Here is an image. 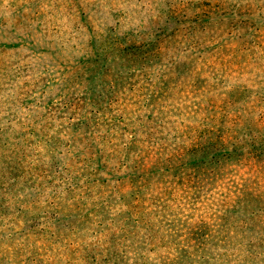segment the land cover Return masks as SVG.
<instances>
[{
    "label": "trees",
    "instance_id": "obj_1",
    "mask_svg": "<svg viewBox=\"0 0 264 264\" xmlns=\"http://www.w3.org/2000/svg\"><path fill=\"white\" fill-rule=\"evenodd\" d=\"M0 264H264V0H0Z\"/></svg>",
    "mask_w": 264,
    "mask_h": 264
},
{
    "label": "rangeland",
    "instance_id": "obj_2",
    "mask_svg": "<svg viewBox=\"0 0 264 264\" xmlns=\"http://www.w3.org/2000/svg\"><path fill=\"white\" fill-rule=\"evenodd\" d=\"M123 60L118 59L114 62H111V64L108 65V69L110 71L109 77L107 78L108 81H114L119 76H125V72L122 69L123 66ZM141 115V112H137L136 116L139 117Z\"/></svg>",
    "mask_w": 264,
    "mask_h": 264
}]
</instances>
